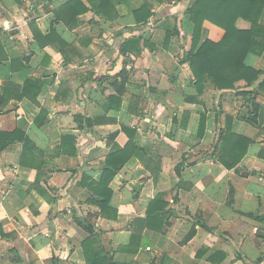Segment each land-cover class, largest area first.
I'll return each instance as SVG.
<instances>
[{
  "label": "crops",
  "instance_id": "0c3cea01",
  "mask_svg": "<svg viewBox=\"0 0 264 264\" xmlns=\"http://www.w3.org/2000/svg\"><path fill=\"white\" fill-rule=\"evenodd\" d=\"M70 1L0 0V98L13 89L0 133L16 138L0 136V264H86L84 223L116 264H264V53L246 57L263 71L253 85L208 80L199 94L181 61L195 0H80L87 12L59 18ZM30 79L37 101L18 100ZM253 90L257 125L240 119ZM228 116L252 141L234 169L217 160Z\"/></svg>",
  "mask_w": 264,
  "mask_h": 264
},
{
  "label": "trees",
  "instance_id": "16d2710c",
  "mask_svg": "<svg viewBox=\"0 0 264 264\" xmlns=\"http://www.w3.org/2000/svg\"><path fill=\"white\" fill-rule=\"evenodd\" d=\"M110 1L103 0L100 8L105 7ZM67 10L72 13L75 12V17L88 11L87 7L82 6L80 0H72L63 6L57 16L61 18V12ZM146 10L145 7H142L136 11V20H141L142 18L139 16L146 13ZM263 11L264 0H195L188 8L187 15L193 25L192 43L190 50L183 54L181 61L190 63L199 94L203 92L204 83L208 80L212 81L219 89H234L239 81L244 80L248 85H253L260 79L263 71L248 66L245 60L250 53L257 55L264 53V26L260 24ZM146 16L142 20L146 21L149 15L146 14ZM239 19L249 22L251 27L247 30L239 29L236 25ZM204 29L208 30V34L202 41ZM171 36L172 32H168L167 42L170 41ZM42 87V83L37 80H27L22 94L18 93L16 98L22 100L28 97L37 101V96ZM257 89L258 92L264 93V79ZM11 92L13 89L9 85L0 99H4ZM240 93L250 97V102L254 108L250 118L240 116V119L257 125L259 123L257 112H261L262 109L256 104L257 92L253 90ZM232 121L233 117L228 116L226 129L220 133L216 149L219 153L217 160L227 169H234L239 165L252 143L250 139L235 135L232 132ZM0 136L7 138L6 141L14 142L16 140V138H10L8 134L0 133ZM19 139L24 143V149H31L35 146L25 135ZM6 141H0V149ZM23 158L22 164L25 165L26 162ZM107 187L108 183L103 179L100 184H96L93 188L94 192L102 197L97 202L102 213L109 209L111 191ZM101 190L107 192V195L103 194ZM82 226L89 233V236L82 242V254L86 264H116L110 253L102 248L96 240L95 227L85 223ZM202 227L208 229L203 223ZM195 231L193 228L185 241L191 239ZM126 250L130 251L131 248L126 247Z\"/></svg>",
  "mask_w": 264,
  "mask_h": 264
},
{
  "label": "built area",
  "instance_id": "2783aa9c",
  "mask_svg": "<svg viewBox=\"0 0 264 264\" xmlns=\"http://www.w3.org/2000/svg\"><path fill=\"white\" fill-rule=\"evenodd\" d=\"M148 250H150V248H148Z\"/></svg>",
  "mask_w": 264,
  "mask_h": 264
}]
</instances>
